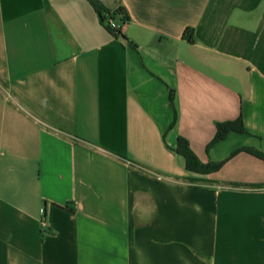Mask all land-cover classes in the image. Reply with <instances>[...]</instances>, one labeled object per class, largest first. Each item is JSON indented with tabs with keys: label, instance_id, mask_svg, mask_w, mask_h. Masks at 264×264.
Here are the masks:
<instances>
[{
	"label": "crops",
	"instance_id": "1",
	"mask_svg": "<svg viewBox=\"0 0 264 264\" xmlns=\"http://www.w3.org/2000/svg\"><path fill=\"white\" fill-rule=\"evenodd\" d=\"M97 1L0 0V264H264V0Z\"/></svg>",
	"mask_w": 264,
	"mask_h": 264
},
{
	"label": "trees",
	"instance_id": "2",
	"mask_svg": "<svg viewBox=\"0 0 264 264\" xmlns=\"http://www.w3.org/2000/svg\"><path fill=\"white\" fill-rule=\"evenodd\" d=\"M89 1L99 12V14L101 16V22H102L104 27H105L104 23H105V18H106L104 14L111 15L113 13V16L120 15L123 17V19L128 20V16L125 13L124 9H122V8H119L118 10H116L114 12H110V11H106L97 0H89ZM105 28L112 35L118 36L112 30L108 29L107 27H105ZM184 37L188 41L194 42L191 29H188L185 32ZM172 97H173V94L171 93V96H170L171 100H172ZM231 132H239V133L246 132V129L244 127V124H243V121L241 118L239 120H237L236 122L219 124L217 127V135H216L214 142L216 143V142L224 140L227 137V135ZM245 150L248 152H251L257 156H261L258 153L253 152L251 150H248V149H245ZM176 153L181 155L183 158H185L187 170L190 172H193L195 174H211V173H214L217 170H219V168L222 165V163H213V164L211 163L208 165L201 164V162L198 160V158L191 151L188 141L184 138L178 139V145H177Z\"/></svg>",
	"mask_w": 264,
	"mask_h": 264
},
{
	"label": "built area",
	"instance_id": "3",
	"mask_svg": "<svg viewBox=\"0 0 264 264\" xmlns=\"http://www.w3.org/2000/svg\"><path fill=\"white\" fill-rule=\"evenodd\" d=\"M117 17H120V19ZM117 19H118V21H117ZM127 22L128 21L123 19L122 16H120V15L113 16V13H112L111 15L106 14L104 25H105V27L112 30L113 32H115L119 36L124 31V29L127 25ZM43 213H44V207H43Z\"/></svg>",
	"mask_w": 264,
	"mask_h": 264
},
{
	"label": "rangeland",
	"instance_id": "4",
	"mask_svg": "<svg viewBox=\"0 0 264 264\" xmlns=\"http://www.w3.org/2000/svg\"><path fill=\"white\" fill-rule=\"evenodd\" d=\"M117 21H118V19H117Z\"/></svg>",
	"mask_w": 264,
	"mask_h": 264
}]
</instances>
